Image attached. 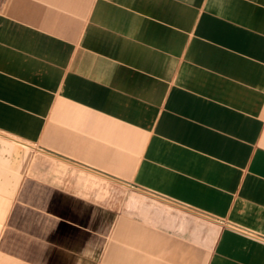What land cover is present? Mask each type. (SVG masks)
Segmentation results:
<instances>
[{
    "label": "crops",
    "instance_id": "crops-1",
    "mask_svg": "<svg viewBox=\"0 0 264 264\" xmlns=\"http://www.w3.org/2000/svg\"><path fill=\"white\" fill-rule=\"evenodd\" d=\"M252 237L264 0H0V264H264Z\"/></svg>",
    "mask_w": 264,
    "mask_h": 264
},
{
    "label": "rangeland",
    "instance_id": "rangeland-1",
    "mask_svg": "<svg viewBox=\"0 0 264 264\" xmlns=\"http://www.w3.org/2000/svg\"><path fill=\"white\" fill-rule=\"evenodd\" d=\"M118 195L119 198L122 200L123 208L125 210H127L129 204L134 201L140 203L141 205L150 201H155L153 198H150L148 195L142 192L130 189H120V191H118Z\"/></svg>",
    "mask_w": 264,
    "mask_h": 264
},
{
    "label": "built area",
    "instance_id": "built-area-1",
    "mask_svg": "<svg viewBox=\"0 0 264 264\" xmlns=\"http://www.w3.org/2000/svg\"><path fill=\"white\" fill-rule=\"evenodd\" d=\"M223 225H225V227H227L228 229H230L232 231H235V232H237V233H239L241 235L249 236V234H248L249 232H247L246 230H243V228H241L239 226H236V225H233V224H229V223H227V224L223 223ZM252 238H254L255 240L264 242L263 238H259V237H252Z\"/></svg>",
    "mask_w": 264,
    "mask_h": 264
}]
</instances>
